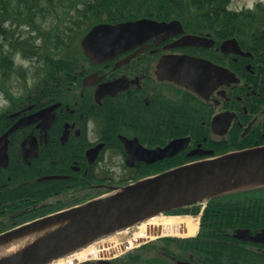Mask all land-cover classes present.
I'll use <instances>...</instances> for the list:
<instances>
[{
  "label": "flooded vegetation",
  "instance_id": "flooded-vegetation-1",
  "mask_svg": "<svg viewBox=\"0 0 264 264\" xmlns=\"http://www.w3.org/2000/svg\"><path fill=\"white\" fill-rule=\"evenodd\" d=\"M259 8L152 18L182 28L103 62L82 51L51 83L2 94L0 139L20 126L0 148V236L173 168L263 148ZM263 202L264 185L235 189L208 201L195 236L158 234L123 257L74 264H264V242L249 238L264 221L243 212Z\"/></svg>",
  "mask_w": 264,
  "mask_h": 264
},
{
  "label": "water",
  "instance_id": "water-1",
  "mask_svg": "<svg viewBox=\"0 0 264 264\" xmlns=\"http://www.w3.org/2000/svg\"><path fill=\"white\" fill-rule=\"evenodd\" d=\"M174 25L180 26L178 22L159 23L150 19L99 24L86 34L81 45L85 54L94 62H103L134 49L157 32L169 30ZM206 41L199 36H188L184 38L183 43L199 45ZM230 43L227 42L225 45ZM222 72L220 69V73ZM19 126L20 124L14 126L0 139V148L6 146L8 136ZM179 144L180 141L173 142L166 151L173 152ZM263 179L264 147L183 166L156 178L128 186L117 195L59 213L48 220L0 236L2 244L52 220L78 215L67 225L0 264H48L105 234L166 212L192 206L227 192L237 185L258 183ZM249 238L264 242V231L256 237Z\"/></svg>",
  "mask_w": 264,
  "mask_h": 264
},
{
  "label": "trees",
  "instance_id": "trees-1",
  "mask_svg": "<svg viewBox=\"0 0 264 264\" xmlns=\"http://www.w3.org/2000/svg\"><path fill=\"white\" fill-rule=\"evenodd\" d=\"M232 0H0V91L13 93L18 81L29 84L24 62L43 63L33 79L51 83L81 59V40L96 25L145 18H184V14L229 11ZM260 11L264 12L262 6ZM191 20L192 17L188 16ZM222 21V18H220ZM22 29H28L25 36ZM40 42V44H39ZM22 56L21 64L17 57ZM257 210H243L264 221V202ZM196 208L194 213H198ZM188 213L178 210L174 213ZM231 214L234 211L226 210ZM239 213H242L239 212Z\"/></svg>",
  "mask_w": 264,
  "mask_h": 264
},
{
  "label": "bare ground",
  "instance_id": "bare-ground-1",
  "mask_svg": "<svg viewBox=\"0 0 264 264\" xmlns=\"http://www.w3.org/2000/svg\"><path fill=\"white\" fill-rule=\"evenodd\" d=\"M264 183V179L259 181ZM78 215H70L50 221L45 225H41L35 229L28 230L6 242L0 244V263L21 253L30 246L38 243L48 235L54 233L58 229L67 225ZM198 217L193 216H157L151 218L139 226L130 230L118 232L109 239L102 240L99 246V252L103 256L117 254L125 249V242L128 246H132L137 242L145 241L148 238H155L158 234L177 235V236H193L197 232ZM136 242V243H135ZM89 249L85 248L77 251L73 256L61 259L57 264H73L80 260L81 255L86 254ZM86 252V253H85Z\"/></svg>",
  "mask_w": 264,
  "mask_h": 264
},
{
  "label": "rangeland",
  "instance_id": "rangeland-1",
  "mask_svg": "<svg viewBox=\"0 0 264 264\" xmlns=\"http://www.w3.org/2000/svg\"><path fill=\"white\" fill-rule=\"evenodd\" d=\"M248 2L249 0H232L231 2V9L233 10H237V9H241V8H246L248 7ZM260 3V4H263L264 5V2H261V0H256V3H255V6ZM21 32L23 34H25V36L28 34L29 30L28 29H22ZM40 44V42H39ZM19 57V64H21V62L23 63L22 61V56H18ZM43 63H38L37 59H35L33 62H27L26 65H25V62H24V67L25 69H29V81H30V84H34V80H33V76H34V73L39 70V67H43L42 66ZM23 85V82L21 81H18V86H22ZM16 86V87H18ZM0 95H2L0 93ZM3 97V96H2ZM237 187H240V185L238 186H235L234 188H237ZM232 188V189H234ZM86 253V252H85ZM61 259H59L57 262H55L54 264H57L58 262H60Z\"/></svg>",
  "mask_w": 264,
  "mask_h": 264
},
{
  "label": "clouds",
  "instance_id": "clouds-1",
  "mask_svg": "<svg viewBox=\"0 0 264 264\" xmlns=\"http://www.w3.org/2000/svg\"><path fill=\"white\" fill-rule=\"evenodd\" d=\"M261 2H264V0H261ZM255 3H256V0H249L248 8L249 9L254 8ZM17 61L19 62V57H17ZM26 63L27 62H25V65ZM7 105H8V102L3 99L2 95H0V107H6ZM90 126H91V123H90Z\"/></svg>",
  "mask_w": 264,
  "mask_h": 264
},
{
  "label": "built area",
  "instance_id": "built-area-1",
  "mask_svg": "<svg viewBox=\"0 0 264 264\" xmlns=\"http://www.w3.org/2000/svg\"><path fill=\"white\" fill-rule=\"evenodd\" d=\"M89 257H92V258H105V257H109V256H103L100 254L99 252V246L96 245L95 247H93L90 251H89Z\"/></svg>",
  "mask_w": 264,
  "mask_h": 264
}]
</instances>
